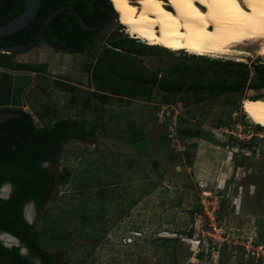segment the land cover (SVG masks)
I'll return each mask as SVG.
<instances>
[{"label": "rangeland", "instance_id": "rangeland-1", "mask_svg": "<svg viewBox=\"0 0 264 264\" xmlns=\"http://www.w3.org/2000/svg\"><path fill=\"white\" fill-rule=\"evenodd\" d=\"M113 32L133 38L118 19L100 34L93 60L45 44L11 57L20 63L47 64L52 82L76 88H31L24 110L37 122L34 111L44 112L47 106L59 118L84 119L92 138L64 146L59 169L67 170L70 179L55 185L45 208L32 217L38 245L54 251L57 264H264V127L248 119L244 108L246 100L264 97V88L220 97L202 92L201 102L185 92L188 106L180 96L169 102L166 92L153 88L131 103L112 99L98 111L84 109L86 92L94 90L85 69L97 62ZM237 49L245 55L205 58L245 64L251 81L260 78L255 68L264 66V42ZM185 55L192 54L163 50L139 56L137 63L157 72L182 64L197 68L198 61ZM34 74L37 83L40 75ZM213 75L209 71L205 80ZM98 114L102 118L96 122ZM163 125L172 131L168 144L151 145L142 156L136 144H127L134 133L155 137ZM180 131L209 133L224 146L198 138L183 140ZM52 170L57 176L56 167ZM99 183L107 187L105 201ZM53 233L67 236L66 245L48 247Z\"/></svg>", "mask_w": 264, "mask_h": 264}, {"label": "trees", "instance_id": "trees-1", "mask_svg": "<svg viewBox=\"0 0 264 264\" xmlns=\"http://www.w3.org/2000/svg\"><path fill=\"white\" fill-rule=\"evenodd\" d=\"M69 5L73 6L91 27L106 23L112 15L118 13L111 0H42L39 14L32 24L14 35L0 38V47L30 44L39 34L46 18L53 11ZM24 10L25 0H0V26L9 24ZM117 19H120L118 14ZM103 31L82 30L75 14L71 10H66L54 18L38 46L49 45L57 52L67 54H88L89 59L93 60L94 51L99 46L100 34ZM163 50L168 51L162 47L145 45L133 38L119 37L118 32H113L108 39L107 46L99 54L97 62L85 69L87 73L91 74L94 90L86 92L88 99L84 103V109L98 111L101 105L104 108L112 99L131 103L144 97L148 90L153 88L166 92L169 102L180 96L179 99L186 102L187 106L190 102L189 96L184 95L185 92L193 94L196 102H201L205 99V96H201L202 92H207L213 97H220L231 93H242L247 89L264 88V76L251 81L250 69L241 63L221 62L195 55H185L190 61H198L197 68L182 64L165 72L153 71L137 63L139 56L155 54ZM16 56L18 54L0 53V66L11 70L21 67L35 68L34 72L40 75L35 89L47 92L51 85L62 91L76 89L75 86L65 82L57 80L52 82L47 73V64L12 61L11 57ZM209 71L214 72V75L212 79L206 81L205 76ZM261 99L264 97H254L251 100ZM92 100L99 104H93ZM28 106L32 109L30 103ZM5 111L12 112L9 109H5ZM15 112L17 117L0 122V186L8 179L13 182L15 187L9 200L0 199V231L7 230L19 238L34 255L42 257L44 264H57L56 253L38 245L34 226L24 220L21 213L22 207L27 202L35 201L42 212L53 181L57 186L68 183L70 173L67 170L59 169L64 146L71 140L92 142V138L89 136L90 129L86 120L59 118L57 111H53L49 106L44 112L34 111L40 126L30 112L24 109ZM50 116L53 118L48 120ZM101 118L98 114L96 122ZM223 124L224 122L220 121V125ZM163 126L164 129H160L155 137L150 133L140 138L138 133H134L135 136L129 139L127 144H136L137 151L141 156L151 145L164 146L170 142L172 131L167 125ZM95 127L100 128L101 125L96 123ZM179 137L183 140L198 138L215 146H224L209 133L202 131L194 133L180 131ZM44 162H50L56 167L57 176L42 168L41 165ZM8 166L14 167L17 171V174L11 178L4 174V170ZM98 188L99 195L102 196L101 199L105 201L107 189L104 188L107 187L99 183ZM135 204L136 202L133 205ZM52 238L48 247L59 249L66 245L67 236L53 233ZM164 241L170 240L165 239ZM100 242L101 239L96 243ZM8 258L13 259L8 260ZM0 259L3 260L2 264H32L17 250H8L1 244Z\"/></svg>", "mask_w": 264, "mask_h": 264}, {"label": "bare ground", "instance_id": "bare-ground-1", "mask_svg": "<svg viewBox=\"0 0 264 264\" xmlns=\"http://www.w3.org/2000/svg\"><path fill=\"white\" fill-rule=\"evenodd\" d=\"M111 2L130 36L150 46L223 58L245 55L237 48L249 42H264V0ZM244 104L248 119L264 127V99H248ZM3 238L12 243L9 237Z\"/></svg>", "mask_w": 264, "mask_h": 264}, {"label": "water", "instance_id": "water-1", "mask_svg": "<svg viewBox=\"0 0 264 264\" xmlns=\"http://www.w3.org/2000/svg\"><path fill=\"white\" fill-rule=\"evenodd\" d=\"M41 5L42 0H25L24 12L9 24L0 26V38L9 37L30 26L38 16ZM66 10H71L75 14L79 22L80 28L88 32L106 30L113 24L114 21L118 20L117 14L112 15L106 23L100 26L91 27L84 21L82 16L73 6H64L53 11L46 18L40 29L39 34L30 44L0 47V53L20 55L33 50L43 40L54 18L62 14ZM56 47L61 48V46L59 45H56ZM255 72L259 77H263L264 66L256 67ZM35 84L36 77L34 72L13 71L8 68L0 67V110H4L0 112V122H6L7 120L18 116L15 111L19 109H24L27 106V93L31 88L35 87ZM5 109L12 110V112L5 111ZM40 125L41 124L38 123V126ZM11 237L14 238L13 236ZM14 239L17 241V243L19 242L16 238Z\"/></svg>", "mask_w": 264, "mask_h": 264}, {"label": "flooded vegetation", "instance_id": "flooded-vegetation-1", "mask_svg": "<svg viewBox=\"0 0 264 264\" xmlns=\"http://www.w3.org/2000/svg\"><path fill=\"white\" fill-rule=\"evenodd\" d=\"M3 111V110H2ZM1 111V112H2ZM42 168L49 170L51 172H53V175L55 176L54 171L52 170V167H55L54 165H52L50 162H44L42 163ZM4 174L6 175V177L11 178L13 176H15L17 174V171L15 170L14 167L8 166L5 168L4 170ZM55 186V183L53 181L52 183V187L50 190V193L47 197V199L45 200V204L47 203L53 187ZM15 187L13 185V182L11 180H6L1 186H0V199L1 200H9L13 193H14ZM22 216L24 218V220L31 226L33 225V221L32 217L35 218L38 214H40V209L38 207V205L36 204L35 201H30L27 202L25 205H23L22 207ZM3 236H7L10 238V241L12 242L11 244H9L6 239L3 238ZM11 236H13L14 238H16L19 242L17 243V241L15 239H13ZM12 239V240H11ZM14 240V241H13ZM0 244L2 247L8 249V250H17L18 253L22 256L27 258L32 264H44L43 263V259L41 256H37L34 255L31 250L29 249V247L22 243L21 240L19 238H17L16 236L10 234V232H8L7 230L2 229L0 231ZM13 258H8V260H12ZM3 260L0 259V264H2Z\"/></svg>", "mask_w": 264, "mask_h": 264}, {"label": "crops", "instance_id": "crops-1", "mask_svg": "<svg viewBox=\"0 0 264 264\" xmlns=\"http://www.w3.org/2000/svg\"><path fill=\"white\" fill-rule=\"evenodd\" d=\"M20 57H21V55H20ZM23 57V56H22ZM29 56H27V58L26 59H29V58H31V57H29ZM23 59H24V57H23ZM33 63V62H32ZM39 64H41V62H39ZM1 67V66H0Z\"/></svg>", "mask_w": 264, "mask_h": 264}, {"label": "built area", "instance_id": "built-area-1", "mask_svg": "<svg viewBox=\"0 0 264 264\" xmlns=\"http://www.w3.org/2000/svg\"><path fill=\"white\" fill-rule=\"evenodd\" d=\"M256 148V147H255Z\"/></svg>", "mask_w": 264, "mask_h": 264}]
</instances>
